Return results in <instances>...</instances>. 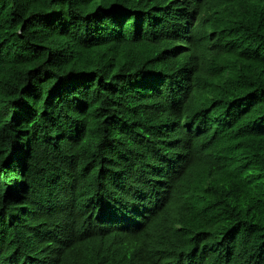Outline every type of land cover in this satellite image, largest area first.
Here are the masks:
<instances>
[{
    "label": "trees",
    "instance_id": "16d2710c",
    "mask_svg": "<svg viewBox=\"0 0 264 264\" xmlns=\"http://www.w3.org/2000/svg\"><path fill=\"white\" fill-rule=\"evenodd\" d=\"M0 264H264V0H0Z\"/></svg>",
    "mask_w": 264,
    "mask_h": 264
},
{
    "label": "bare ground",
    "instance_id": "6f19581e",
    "mask_svg": "<svg viewBox=\"0 0 264 264\" xmlns=\"http://www.w3.org/2000/svg\"><path fill=\"white\" fill-rule=\"evenodd\" d=\"M158 81V80H157ZM142 223V222H141ZM105 225H109V224H105ZM138 225H140V224H138ZM127 227V226H126ZM133 227V226H132Z\"/></svg>",
    "mask_w": 264,
    "mask_h": 264
}]
</instances>
